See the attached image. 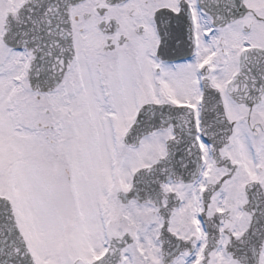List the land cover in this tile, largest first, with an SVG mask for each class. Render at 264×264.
Here are the masks:
<instances>
[{
    "label": "snow or ice",
    "instance_id": "6c2138e0",
    "mask_svg": "<svg viewBox=\"0 0 264 264\" xmlns=\"http://www.w3.org/2000/svg\"><path fill=\"white\" fill-rule=\"evenodd\" d=\"M0 264H264V0H0Z\"/></svg>",
    "mask_w": 264,
    "mask_h": 264
}]
</instances>
